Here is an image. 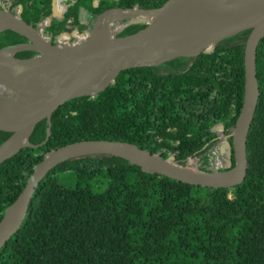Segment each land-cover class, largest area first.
Segmentation results:
<instances>
[{"label":"trees","instance_id":"trees-1","mask_svg":"<svg viewBox=\"0 0 264 264\" xmlns=\"http://www.w3.org/2000/svg\"><path fill=\"white\" fill-rule=\"evenodd\" d=\"M164 1L67 0L43 34L56 44L63 27L74 41V31L92 33L109 9L137 8L136 3L152 10ZM37 2L5 0L0 8L39 25L51 15L53 2H45L38 13ZM144 26L132 23L121 35ZM248 33L225 37L211 51L178 56L170 67L168 60L123 68L96 96L81 95L60 105L29 135L30 143L40 144L49 131L45 143L22 147L0 163V221L44 156L76 141L128 142L202 172H212L215 157L224 162L218 171L234 167L232 131L243 100ZM66 38L62 32L60 40ZM26 43L17 31L0 33V49ZM36 54L24 49L15 56ZM256 71L259 96L241 183L190 184L108 153L71 157L36 186L25 218L0 248V264H264V35ZM219 123L225 139L202 134H221ZM202 124L206 131L198 133ZM10 135L0 130V144Z\"/></svg>","mask_w":264,"mask_h":264},{"label":"water","instance_id":"water-1","mask_svg":"<svg viewBox=\"0 0 264 264\" xmlns=\"http://www.w3.org/2000/svg\"><path fill=\"white\" fill-rule=\"evenodd\" d=\"M213 1L216 0H165L159 7L152 10H141L134 3L140 12L147 15L130 24L142 22L145 26L133 33L119 34L129 31L130 24H128L122 31L113 34L112 38L95 44L84 43L82 40L67 43L61 41L60 34L68 33L63 27L57 30L56 44H52L45 38L43 28L48 26L55 17L61 15L60 10L55 9L50 16L46 17L49 20L47 24L43 25L40 22L36 25L30 20L0 8V33L14 30L28 39L26 44L3 48L0 51H11L13 61L32 60L42 66V71L32 75L28 70L9 71L0 65V86L5 93L4 100L9 105V109L0 112V130L11 132V135L0 144V163L22 147H37L45 143L49 138V131L46 139L40 144L29 142V135L39 121L47 119L49 122L52 113L69 99L81 95L96 96L123 68L140 63L143 65L147 58L159 54L170 56V67L171 61L178 56L188 57L202 51H211L213 45L223 38L249 30L244 46L242 106L232 131L234 167L222 172H216L213 169L212 172H202L195 168L179 169L173 164L172 157L164 159L157 153L121 141L82 140L63 145L44 156L35 166L19 195L6 207L0 221V248L25 218L30 199L40 180L58 163L78 155L113 154L136 163L147 171L158 172L186 183L202 186L230 187L244 180L248 163L247 133L259 96L256 51L264 35V0H235V5H225L222 8H217L218 1L216 3ZM96 4L97 2L94 1V5ZM199 5L209 7L208 14H197L191 9ZM131 6L132 4L128 8L109 10L123 11ZM97 20L94 26L97 25ZM75 33L77 32L74 31L72 35ZM79 35L90 37L91 33L85 32ZM24 49H33L37 51V54L29 58L15 56L17 51ZM109 63L119 64L115 72L96 91H86L89 77ZM52 76H56L54 81L43 87L42 82ZM219 124L222 132L217 136L225 139L223 125ZM23 136H26V139L21 143ZM226 145L230 146V143ZM192 158L196 160V156ZM230 171H234V174H227ZM15 216L17 218L13 221Z\"/></svg>","mask_w":264,"mask_h":264},{"label":"bare ground","instance_id":"bare-ground-1","mask_svg":"<svg viewBox=\"0 0 264 264\" xmlns=\"http://www.w3.org/2000/svg\"><path fill=\"white\" fill-rule=\"evenodd\" d=\"M218 1V2H217ZM219 6H216L217 8H222V6L224 7L226 6H230L235 5V0H216L213 1V3H216ZM195 12L200 13V14H208V11L210 10L209 7H205V6H195L193 8ZM142 13L137 9V8H129L127 10H123L120 11V13L114 14L111 16V18L109 19V26H105L104 21L105 18L102 17L99 19V21L97 22V27H96V31L92 34V36H90L88 39L86 37L82 38V41L84 43H99L102 42L103 39H105V37L108 34H112L113 32H115V27L116 24L119 21V17H125V18H130L129 21H127L125 24L121 25L119 27V29H124L125 26H127L128 24H130L132 21L136 20ZM117 32V31H116ZM114 34V33H113ZM11 51H6V50H1L0 51V58H3L6 54H8ZM170 60V56L168 54H159V55H155L152 56L150 58H147L144 61V66H155V65H160L162 63H164L165 61ZM1 67H3L4 69H7L9 71H17V70H28L29 72L32 73V75L38 74L40 71H42V66L39 65L38 62L35 61H13L12 56L10 60H7L3 63H0ZM39 65V66H38ZM119 64L117 63H109L104 65L103 67H101L100 69H98L97 71H95L88 79L87 81V85H86V91L88 92H93L96 91L98 88H100L105 81L115 72V70L117 69ZM142 65V66H143ZM57 76V75H56ZM56 76H52V77H48V79L44 80L42 82L43 87H46L47 85L51 84L54 79L56 78ZM4 90L3 88L0 86V112H2L3 110L9 109V105L8 103L4 100ZM26 139V136H23L21 143H23ZM170 162V161H169ZM175 164V166L177 168H184V169H189L190 167L188 166H182L180 164L177 163H173ZM227 174H234V171H230ZM17 218V216L13 217V221H15Z\"/></svg>","mask_w":264,"mask_h":264},{"label":"rangeland","instance_id":"rangeland-1","mask_svg":"<svg viewBox=\"0 0 264 264\" xmlns=\"http://www.w3.org/2000/svg\"><path fill=\"white\" fill-rule=\"evenodd\" d=\"M49 1V0H48ZM51 1V0H50ZM64 2H66L67 0H63ZM45 2H47L46 0H41V2H40V4H39V2H37V6H39L38 8H37V13H38V11H40V10H42L43 9V6H44V4H45ZM0 5L1 6H5V1L4 0H0ZM1 8H3V7H1ZM4 9V8H3ZM40 9V10H39ZM120 11L121 10H119V9H116V10H108V11H106V12H104L103 13V15L100 17V18H102V17H104L105 18V21H104V24H105V26H109V19L111 18V16L112 15H114V14H117V13H120ZM41 12V11H40ZM142 14L137 18V20L138 19H140L141 17H145L147 14L146 13H144V12H141ZM99 18V19H100ZM99 19L97 20V22L99 21ZM123 19H125V17H119V21H118V23L116 24V27H115V32H113L114 34L116 33V31L117 32H120V31H122L123 29H119V27L121 26V25H123V24H125L126 22H123ZM128 19H130V18H128ZM96 27H97V25H95L94 26V29H93V32L91 33V36H92V34L96 31ZM113 33L112 34H108L106 37H105V39H103V41L104 40H107V39H109V38H112L113 37ZM77 34V33H76ZM119 34H122V33H119ZM83 37H86L87 39L89 38V36H85V35H79L78 34V36H76V40H74L73 42H76V41H80V40H82V38ZM12 56V55H11ZM1 59L2 58H0V63H2L1 62ZM140 66H142V64L140 63V64H138V65H135L134 67H140ZM157 69V71H159L160 70V67L158 66V67H156ZM152 71H149L148 73H151ZM202 130H204V131H206V129L204 128V124H202L199 128H198V133L200 132V131H202ZM203 131V132H204ZM203 135H207V136H215V137H218L217 136V134H209L208 135V133L206 134V132H204V133H202ZM219 138V137H218ZM224 164V162L223 161H221V160H219L218 158H214V160H213V167H212V169L214 170V171H216V172H218V169H219V167H221L222 165ZM190 169H194L192 166L190 167Z\"/></svg>","mask_w":264,"mask_h":264},{"label":"built area","instance_id":"built-area-1","mask_svg":"<svg viewBox=\"0 0 264 264\" xmlns=\"http://www.w3.org/2000/svg\"><path fill=\"white\" fill-rule=\"evenodd\" d=\"M5 1V0H4ZM51 2H53V6H52V8L50 9V11L52 12L53 10H60V11H62L63 9H64V1L63 0H54V1H52L51 0ZM46 3H50L49 1L48 2H46ZM45 3V4H46ZM44 4V5H45ZM49 22V20H47L46 18L45 19H43L42 21H41V23L43 24V25H45V24H47ZM64 33H66V32H64ZM66 35H67V38H66V40H61V41H63V42H65V43H67V42H70V39H71V34L68 32V33H66ZM75 38H76V36H78V34H74L73 35ZM76 40V39H75Z\"/></svg>","mask_w":264,"mask_h":264}]
</instances>
